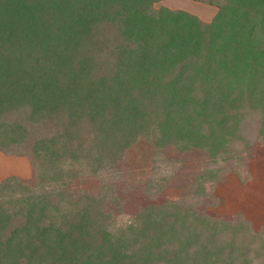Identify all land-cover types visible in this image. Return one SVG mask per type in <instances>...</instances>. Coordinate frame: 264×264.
I'll return each mask as SVG.
<instances>
[{
	"label": "trees",
	"instance_id": "1",
	"mask_svg": "<svg viewBox=\"0 0 264 264\" xmlns=\"http://www.w3.org/2000/svg\"><path fill=\"white\" fill-rule=\"evenodd\" d=\"M156 1L0 0V153L31 173L0 180V264H264L240 216L169 200L112 227L84 187L145 131L207 158L264 141V0H193L204 22Z\"/></svg>",
	"mask_w": 264,
	"mask_h": 264
},
{
	"label": "rangeland",
	"instance_id": "2",
	"mask_svg": "<svg viewBox=\"0 0 264 264\" xmlns=\"http://www.w3.org/2000/svg\"><path fill=\"white\" fill-rule=\"evenodd\" d=\"M162 6L187 11L201 22L216 11L214 5L193 0L152 4L153 9ZM145 133L125 149L122 161L85 180L89 184L84 187L104 184L118 199L120 210L112 208L110 226L126 222L144 205L184 199L185 207L197 215L229 220L240 216L253 231L264 232V141L248 144L237 139L215 158H207L195 147L154 146ZM214 169L219 173L207 174ZM9 176L31 178L26 157L0 153V180Z\"/></svg>",
	"mask_w": 264,
	"mask_h": 264
}]
</instances>
